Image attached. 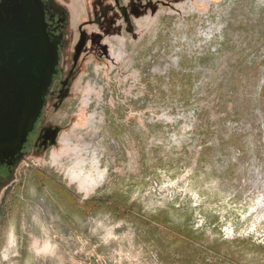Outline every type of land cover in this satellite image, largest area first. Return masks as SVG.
Here are the masks:
<instances>
[{
	"label": "rangeland",
	"instance_id": "1",
	"mask_svg": "<svg viewBox=\"0 0 264 264\" xmlns=\"http://www.w3.org/2000/svg\"><path fill=\"white\" fill-rule=\"evenodd\" d=\"M57 2L65 73L95 24L0 176V264H264V0Z\"/></svg>",
	"mask_w": 264,
	"mask_h": 264
},
{
	"label": "water",
	"instance_id": "2",
	"mask_svg": "<svg viewBox=\"0 0 264 264\" xmlns=\"http://www.w3.org/2000/svg\"><path fill=\"white\" fill-rule=\"evenodd\" d=\"M47 29L41 0L0 2V167L22 156L57 73L58 42Z\"/></svg>",
	"mask_w": 264,
	"mask_h": 264
},
{
	"label": "flooded vegetation",
	"instance_id": "3",
	"mask_svg": "<svg viewBox=\"0 0 264 264\" xmlns=\"http://www.w3.org/2000/svg\"><path fill=\"white\" fill-rule=\"evenodd\" d=\"M2 0H0L1 2ZM64 5L68 6L65 0H61ZM69 1V0H67ZM117 9L122 12L124 19L126 22L128 21V12L125 7L121 5L123 0H113ZM143 1V0H138ZM44 5L45 10V18L46 24L48 25V33L52 37V39L57 40L58 42V66H57V73L54 75L51 86L49 88V92L46 96L45 103L41 112L40 117L38 118L34 130L29 134L26 143L22 149V156L17 161L15 167L9 168L8 166L0 167V176L4 171L14 172L17 164H19L20 160L30 152H36L38 150L46 151L50 145L52 144L55 134L53 131L59 130L57 127L49 128L45 125V110L47 109L48 105L51 103L54 108L59 109L64 104V101L69 98L70 87L72 83V79L76 75V69L78 62L87 46L88 41V34L84 31V27L94 25V21H88L78 27L79 31V39L77 44L75 45V51L73 54V66L67 73L61 69V62L63 57V52L68 35L69 30V13L66 8L57 2V0H41ZM109 0H100V3L104 7H106V3ZM95 0L92 1L91 7H94ZM99 3V4H100ZM100 6V5H99ZM116 9V8H115ZM93 10V9H92ZM106 10V9H105ZM105 10H103L105 12ZM112 10V9H110ZM108 11V10H106ZM97 13V12H96ZM95 12L93 13V18L97 15ZM92 17V12L88 14V19ZM81 42H83V46L79 48ZM79 48V49H78ZM13 172L11 174H13ZM3 177V176H2ZM1 178V177H0Z\"/></svg>",
	"mask_w": 264,
	"mask_h": 264
},
{
	"label": "crops",
	"instance_id": "4",
	"mask_svg": "<svg viewBox=\"0 0 264 264\" xmlns=\"http://www.w3.org/2000/svg\"><path fill=\"white\" fill-rule=\"evenodd\" d=\"M73 1H74V3H79L78 7H80V4H81L84 8L83 11H81L79 9L80 13H79L78 17L79 18H87L88 14L91 12V8H92L91 4H92L93 0H71V2H73Z\"/></svg>",
	"mask_w": 264,
	"mask_h": 264
}]
</instances>
